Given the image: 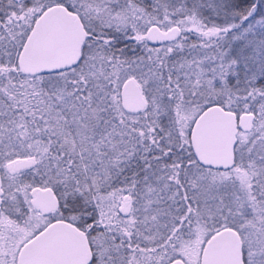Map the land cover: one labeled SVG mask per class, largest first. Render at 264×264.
<instances>
[{"label":"snow or ice","instance_id":"snow-or-ice-1","mask_svg":"<svg viewBox=\"0 0 264 264\" xmlns=\"http://www.w3.org/2000/svg\"><path fill=\"white\" fill-rule=\"evenodd\" d=\"M0 264H264V0H0Z\"/></svg>","mask_w":264,"mask_h":264}]
</instances>
